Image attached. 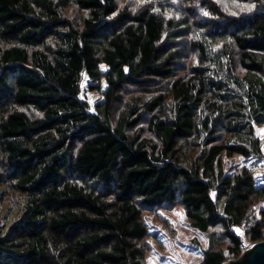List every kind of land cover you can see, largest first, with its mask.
Segmentation results:
<instances>
[{
    "label": "trees",
    "instance_id": "16d2710c",
    "mask_svg": "<svg viewBox=\"0 0 264 264\" xmlns=\"http://www.w3.org/2000/svg\"><path fill=\"white\" fill-rule=\"evenodd\" d=\"M256 127L264 0H0V188L23 199L0 264H145L144 217L177 207L197 264L237 259L264 177L224 158H261Z\"/></svg>",
    "mask_w": 264,
    "mask_h": 264
},
{
    "label": "rangeland",
    "instance_id": "374dc122",
    "mask_svg": "<svg viewBox=\"0 0 264 264\" xmlns=\"http://www.w3.org/2000/svg\"><path fill=\"white\" fill-rule=\"evenodd\" d=\"M85 90L84 81L81 98L87 101L93 111V107L101 97L97 93H87ZM256 135L263 140L261 158L234 156L224 158V162L227 165V173L245 168L254 175L257 186H260L264 177V127H256ZM22 204L23 199L20 195L4 193L0 188L2 235L5 234L9 224L19 216ZM263 205L261 204L259 207ZM144 221L149 233L155 235L161 246L159 247L156 242L151 241V252L145 256V264H197L202 259L208 241L197 229L188 224L179 207L172 211L159 210L156 214L145 216ZM237 234L240 235L239 231Z\"/></svg>",
    "mask_w": 264,
    "mask_h": 264
},
{
    "label": "water",
    "instance_id": "95a60500",
    "mask_svg": "<svg viewBox=\"0 0 264 264\" xmlns=\"http://www.w3.org/2000/svg\"><path fill=\"white\" fill-rule=\"evenodd\" d=\"M224 264H264V242L255 243L237 259Z\"/></svg>",
    "mask_w": 264,
    "mask_h": 264
},
{
    "label": "built area",
    "instance_id": "2783aa9c",
    "mask_svg": "<svg viewBox=\"0 0 264 264\" xmlns=\"http://www.w3.org/2000/svg\"><path fill=\"white\" fill-rule=\"evenodd\" d=\"M251 247H252V245H249L247 243H243L242 246H241V253H240V255L243 254L244 252H246V250L249 249V248H251Z\"/></svg>",
    "mask_w": 264,
    "mask_h": 264
}]
</instances>
